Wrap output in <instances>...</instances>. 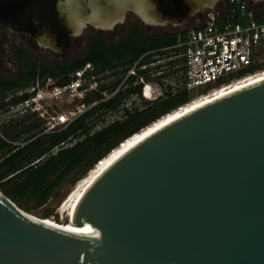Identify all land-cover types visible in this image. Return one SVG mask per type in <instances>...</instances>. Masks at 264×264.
Segmentation results:
<instances>
[{
    "label": "water",
    "instance_id": "95a60500",
    "mask_svg": "<svg viewBox=\"0 0 264 264\" xmlns=\"http://www.w3.org/2000/svg\"><path fill=\"white\" fill-rule=\"evenodd\" d=\"M219 1L0 0V28L63 54L122 10L175 27ZM54 219L0 194V264H264V80L154 131Z\"/></svg>",
    "mask_w": 264,
    "mask_h": 264
},
{
    "label": "trees",
    "instance_id": "16d2710c",
    "mask_svg": "<svg viewBox=\"0 0 264 264\" xmlns=\"http://www.w3.org/2000/svg\"><path fill=\"white\" fill-rule=\"evenodd\" d=\"M183 37V32L147 37L137 28H131L124 39L114 45H104L89 37L85 54L65 64L38 63L21 47L11 49L16 71L9 78H0V98L30 87L36 80L42 84L47 78L53 79L55 85L62 86L71 79L74 71L85 64L91 65L94 76L107 72L113 79L105 85H98L96 91L85 94L80 100L82 104L96 103L61 129L43 132L42 121L31 113L17 122L10 121L0 130V194L25 213L28 204L39 208L56 194L60 186L67 182L76 183L150 124L188 103L186 92H167L156 101L143 102L140 108L121 109L119 119L91 132L95 121L118 109L125 98L137 96L139 87H132L129 80L123 89L104 101H101L100 92L109 94L114 90L124 71L140 55L172 46ZM117 68L120 69L118 78L114 72ZM25 96L22 95L19 102ZM65 143L69 146H60ZM54 148L57 150L51 154Z\"/></svg>",
    "mask_w": 264,
    "mask_h": 264
},
{
    "label": "built area",
    "instance_id": "2783aa9c",
    "mask_svg": "<svg viewBox=\"0 0 264 264\" xmlns=\"http://www.w3.org/2000/svg\"><path fill=\"white\" fill-rule=\"evenodd\" d=\"M183 33V40H178L174 45L140 55L124 71L114 90L109 94L100 92L101 101L123 89L129 80L132 87H139L137 96H142L148 102L158 100L164 93L176 91L186 92L189 101L264 72L262 4L249 6L246 0H220L216 7L202 13L195 27ZM70 77L62 86L50 85L51 79L48 78L42 84L36 80L18 105L22 104L24 114L34 113L38 116L41 112L39 102L45 99L72 91L81 100L85 94L96 91L98 85L105 84L92 74L89 64L74 71ZM43 84L50 89L42 96L39 88ZM95 103L88 106L80 103V110L76 112L55 115L53 122L43 132L65 127Z\"/></svg>",
    "mask_w": 264,
    "mask_h": 264
},
{
    "label": "rangeland",
    "instance_id": "374dc122",
    "mask_svg": "<svg viewBox=\"0 0 264 264\" xmlns=\"http://www.w3.org/2000/svg\"><path fill=\"white\" fill-rule=\"evenodd\" d=\"M259 4L264 5V1ZM181 31L184 30H171L169 34L170 35L178 34L181 33ZM5 44L6 47L3 48V52L0 54V78H9L14 75L16 71V65L7 48L17 47L20 44H22V38L19 37L16 41L10 40ZM25 50L27 51L29 56L38 63L65 64V63H69L72 60V58L82 57L85 54L84 48H79L78 50L65 51L64 56H61L60 54L51 53L50 51L32 48L28 45H26ZM114 72H115V77L118 78L120 74V69L117 68L114 70ZM108 75H109L108 73H104L102 75L97 76V79L98 80L102 79L103 82L101 83L106 84L113 79V77L109 78ZM49 84L54 85L55 80L51 79ZM49 89L50 87H47V85L43 84L39 88L40 90L39 93H41L43 96L49 91ZM29 92H30V88L26 87L22 90L8 93L4 95L2 98H0V130L4 128L6 125H8L10 121L14 123L21 120L23 117H25V115H28V114H24V111L22 110V104L18 105V102L22 95H28L24 93H29ZM75 94L76 93H73L72 91H66L61 96H56L49 100L45 99L42 102H39V105L41 106V112L37 117L42 121L43 129L47 127L49 123L53 122L55 115L72 112V111L76 112L77 110H80L81 102ZM12 100L13 102H11ZM143 102H148V101L145 100V98H143L142 96H129L125 98L118 109L105 114L97 121H95L93 123L91 132L100 129L101 127L107 125L113 120L119 119L122 114L121 109L130 111L135 108H140ZM67 146H69V143H65L64 146L62 147H67ZM56 150H57L56 148L52 149L51 154H53ZM73 184L67 182L62 186H60L56 191V194L52 196L43 206L39 208L34 207L33 204H28L27 208L25 209L26 213L42 220L46 224H49L51 218L56 216L55 212L57 206L59 205V202H61V200L64 198V196L67 194V192L70 190ZM47 217H51V218H47Z\"/></svg>",
    "mask_w": 264,
    "mask_h": 264
},
{
    "label": "flooded vegetation",
    "instance_id": "af4514ba",
    "mask_svg": "<svg viewBox=\"0 0 264 264\" xmlns=\"http://www.w3.org/2000/svg\"><path fill=\"white\" fill-rule=\"evenodd\" d=\"M201 16H202V11L194 12L190 16L186 17L185 20L180 25L175 27L174 26L172 27L168 22H164L163 24H155L152 26L151 24H145L144 22H142L140 18L133 11L129 9L122 10L121 22L113 23L110 26V29H99V30H96L93 27L86 25L81 30L78 36L69 37L68 39L69 45L66 47L65 51L78 50L79 48L85 49L87 46V39L89 37H93L97 39L104 45L117 44L122 39H124L126 33L131 28H137L141 30L147 37L168 36L170 35L169 32L171 30H184L181 32H185L186 30L195 27L199 22ZM19 37L22 38V44H20L17 47H8L7 49L10 52V55H11V49L21 47L22 49L25 50L26 45L32 48L48 51L47 49H43L39 47L36 44V42L32 39V37H30L29 35H26L24 33L22 34L11 33L0 28V54L3 52V48L6 47L5 44L6 42H9L10 40L16 41ZM60 55L64 56L65 52Z\"/></svg>",
    "mask_w": 264,
    "mask_h": 264
},
{
    "label": "bare ground",
    "instance_id": "6f19581e",
    "mask_svg": "<svg viewBox=\"0 0 264 264\" xmlns=\"http://www.w3.org/2000/svg\"><path fill=\"white\" fill-rule=\"evenodd\" d=\"M262 80H264V72L261 74H256L254 76L245 78L241 81L233 82L227 86L217 88L216 90L210 91L207 94H203L201 96H197V97L189 100L188 103H186L183 106L177 108L176 110L170 112L169 114H167L163 118H160L156 122L150 124L147 128L142 130L139 134L132 137L126 143H124L119 148L114 150L111 154H109L106 158L101 160L90 171L88 170L89 172L86 173L84 177H82L79 181H77L74 185H72L70 190L67 192V194L64 196V198L61 200V202H59V205L57 206L55 215H58L82 190H84L91 182H93L102 173V171H104L118 157H120L123 153L128 151L131 147H133L135 144H137L139 141H141L142 139H144L145 137H147L148 135H150L154 131H156L159 128L163 127L164 125L172 122L173 120L177 119L178 117L185 115L186 113H189V112L201 107L202 105H205L211 101H214L215 99L223 97L229 93H232L234 91H237L239 89H242L244 87H247L249 85H252V84L257 83V82L262 81ZM47 218H51V217H47ZM54 218L55 217L51 218V220L49 221V224H46V223L45 224L48 226L55 224L56 220ZM36 219H38V218H36Z\"/></svg>",
    "mask_w": 264,
    "mask_h": 264
}]
</instances>
